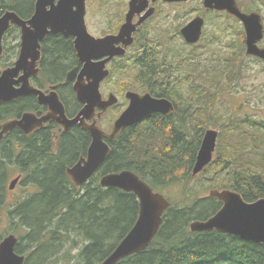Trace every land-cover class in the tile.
<instances>
[{"label":"trees","instance_id":"obj_1","mask_svg":"<svg viewBox=\"0 0 264 264\" xmlns=\"http://www.w3.org/2000/svg\"><path fill=\"white\" fill-rule=\"evenodd\" d=\"M101 1L88 3L102 7L105 3ZM34 2L0 0V6L1 11H13L27 20ZM240 9L257 10L242 5ZM239 35L244 49V33ZM18 37V28L11 26L2 42L1 70L10 67L16 58ZM42 44L43 65L38 79L50 84L62 82L74 62L72 40L51 36ZM141 44V40L136 42L137 47ZM144 50L145 55L138 57L136 52L130 62L125 59L114 66L108 80L118 73L121 91L149 92L168 99L174 112L167 116L153 114L123 129L112 142L107 141L110 154L87 184L75 187L65 172L86 155L90 144L89 134L79 127L61 133L57 125L50 123L28 135L15 128L0 142V214L9 192L6 180L12 174L13 162L24 175H20L21 186L35 190L15 202L8 213L25 231L18 240L26 241L31 251L24 264H54L57 259L65 264H100L129 232L139 213L133 193L103 188L100 178L130 171L156 192L188 183L193 179L192 168L203 134L210 125L219 128L216 156L199 175H212L208 181L214 182V188L234 191L245 202L264 198V125L229 116H219L223 122L218 126L210 124L209 107L219 101L220 94L193 89L184 95L175 70H164L156 52ZM190 59L195 61V55ZM68 98V93H61L66 113L72 115L78 104ZM192 102L196 107L192 108ZM32 107L30 99L0 104V124L18 119ZM188 199L186 195L184 202ZM220 207L219 201L209 197L195 198L191 206L182 208L170 203L152 243L118 264H264V244L216 231L190 232L192 221H204ZM22 251L18 243L15 252ZM58 252L62 254L53 260Z\"/></svg>","mask_w":264,"mask_h":264},{"label":"water","instance_id":"obj_2","mask_svg":"<svg viewBox=\"0 0 264 264\" xmlns=\"http://www.w3.org/2000/svg\"><path fill=\"white\" fill-rule=\"evenodd\" d=\"M149 0H131L125 23L118 35L95 38L89 34L85 23L86 0H36L34 14L28 20L21 19L15 12L6 10L0 15V55L2 39L11 26L19 29L20 44L18 57L11 67L0 73V104L8 103L20 97L35 95L40 105L47 106L49 112L38 118L31 113H24L19 119L10 120L0 125V142L10 131L17 128L24 134L41 128L44 123L54 122L64 131L79 126L90 135V144L85 157H81L74 165L66 168V174L72 183L79 187L87 183L89 178L101 167L110 154L107 141H113L125 128L132 127L153 114L170 115L174 108L170 101L153 97L149 93L139 94L126 92L128 100L126 109L114 121L109 133H105L93 119L95 109L100 115L117 103V98L109 94L103 100L100 84L108 76L106 64L114 57H122L125 48L133 42L132 34L136 26L132 24L135 13L147 7ZM152 3L156 0H150ZM164 2H180L185 0H163ZM206 9L225 11L242 23L245 33V54L264 62V48L258 43L263 39L261 16L256 12H242L236 0H203ZM152 10L140 18L141 25ZM203 19L194 18L182 30V35L189 45L196 44L201 37ZM61 34L65 38L72 37L74 50L82 69L77 74L73 69L66 74L65 82L73 84L76 100L83 108L72 119H68L64 107L56 93L45 95L29 85V78L37 74L35 62L39 59V42L48 35ZM117 47V45H119ZM21 86L17 88V85ZM88 121H92L88 123ZM218 131L207 129L204 132L196 160L192 168V176L203 171L212 161L216 149ZM20 177L9 185L13 190ZM103 188H116L133 193L138 201V217L113 251L100 264H118L123 259L145 250L156 237L164 213L170 202L162 194L154 191L147 183L130 171L110 173L100 178ZM209 198L221 203V208L204 221H192L189 230L192 233L216 231L221 234L235 236L243 241L264 244V198L248 203L240 194L231 190H211ZM17 238L9 234L0 241V264H24L25 258L15 252Z\"/></svg>","mask_w":264,"mask_h":264},{"label":"rangeland","instance_id":"obj_3","mask_svg":"<svg viewBox=\"0 0 264 264\" xmlns=\"http://www.w3.org/2000/svg\"><path fill=\"white\" fill-rule=\"evenodd\" d=\"M102 1L105 3L104 6L101 5L103 8L88 3L90 9L86 23L90 34L94 36L101 35L109 28L108 25L113 21H117L116 12L121 9L119 4L122 0ZM240 3L243 8L257 9L253 12L261 15L264 25V0H241ZM97 4H99L98 1ZM217 17L222 16L206 15L207 25L201 42L196 46H189L188 50L182 49L177 41L169 43L165 38H154V41L157 43L160 41L166 50L171 48L169 58L175 65V76L181 82L180 87L184 95L190 94L193 89L220 94L219 101L213 107H209L210 124L218 126L223 122L222 119L229 116L242 119L249 118L264 125V63L245 54V47L242 49V39L239 35L241 31L243 32L242 27L232 23L233 21L226 20L225 16L224 19H218ZM158 20L161 24L163 18ZM154 35L155 33L151 32V36ZM155 45L158 44L155 43ZM261 45L264 47V38ZM192 55H195V61L190 59ZM170 60L168 59V61ZM124 75L127 76L126 73ZM119 82V75L116 73L102 85L105 98L109 93H113L119 100L118 105L113 107L111 112L108 110L105 113V119L100 123L101 128L106 132L110 131L113 122L120 114V112H117V108L121 105L120 109L122 110L126 105L123 95L129 89L121 91L120 84L118 85ZM193 107H196L195 102H192ZM219 116H222V119H219ZM109 122H111L110 125ZM207 129L219 131V128L214 125H210ZM215 154L216 152H214L213 158L216 156ZM11 170H13L12 174L6 180L7 186L18 175L24 176L15 162H13ZM210 176L212 175L205 174L202 176L198 174L193 176V179L188 183L174 185L160 190L159 193L175 207L191 206L195 198H208L209 192L216 189L212 186L214 182L208 181ZM34 191L33 187H24L19 183L13 190L7 192L5 206L0 214V241L9 234L14 235L18 240L25 235V231L19 226L18 221L11 220L8 213L15 202L22 200ZM186 195L189 196V199L184 202ZM18 243L21 244L23 249V254L20 255L26 258V254L31 252L26 248V241L21 240ZM61 254L58 252L52 259L55 260ZM72 263L74 262L70 261L69 264ZM54 264L65 263L61 259H57Z\"/></svg>","mask_w":264,"mask_h":264},{"label":"flooded vegetation","instance_id":"obj_4","mask_svg":"<svg viewBox=\"0 0 264 264\" xmlns=\"http://www.w3.org/2000/svg\"><path fill=\"white\" fill-rule=\"evenodd\" d=\"M130 1L131 0H122V2L119 4L121 9H120L119 12H116L117 13L116 16H118L117 17V21H113L110 25H108L109 28L107 30H105V32H102L101 35L94 36V35L90 34V32L88 30L89 34L92 35L95 38H102V37H105V36H116V35H118L121 26L125 23L126 15H127L128 11H129V2ZM88 2H89V0L86 1L85 23L87 21L86 19H87V16L89 14V9H90L89 6H88ZM240 2H241V0H236V3L238 5V7H240V4H241ZM94 3H95V1H94ZM34 5H35V2H34ZM151 10L153 12L152 15L149 16L145 21H143V23L141 25H137L139 20H140V18H142L148 11H151ZM4 11H6V10H4ZM4 11L3 10L1 11V6H0V15ZM217 13H219L220 16H222V17H217L218 19L219 18L224 19V16L228 15L229 16L228 20H230V22L233 21L232 23H235L236 25H239L240 27H242V23L239 20H237L234 16L227 14L225 11H216V10H210V9L204 8L203 0H185V1H180V2H164L163 0H156L153 3L149 0L147 7H145V9L143 11H141L140 13H135L133 18H132V24L136 26V30L132 34V38H133L132 44L130 46H128L127 48H125V54L122 57H114L106 64V69L109 71V76H110V71H111V69L114 66L118 65L120 62L126 61L125 59H127V62L131 61L133 59V57L136 55V52L139 55L138 57L145 55L147 52H144L145 51L144 48L146 50H149L148 53H150L151 51H155L156 52V54L159 57V63L161 64V67L164 70H166V71L173 70L175 65L173 64V62H171V60L169 58L171 48L169 50H166V48L163 47V44L160 41H158V43L155 42L154 38H158V39L165 38V39H167V42L169 41V43L171 41H173V42L177 41L179 46H181L182 49L184 48V49L188 50L189 49V43H187L185 41V39H184V37L182 35V30L194 18L200 17V18L203 19L204 23H203V27H202V33H201L200 40L195 45H191L192 47L196 46L197 44H199L201 42L202 36H203V33H204V29H205V27L207 25L206 15L207 14H215L216 15ZM33 14H34V6H33L32 14L30 15V17L28 19H30L33 16ZM159 18H163V21H161V24L159 23V20H158ZM159 24H160V26H159ZM86 26H87V23H86ZM155 29H157V30H155ZM151 32L155 33V35L151 36ZM51 36H53V37L60 36L63 39L72 40V47H73V52H74V58H73L74 62H73L72 68L69 71H71L73 69H76L77 70V74H78L79 71L83 67V63H81L79 61V59H78V57L76 55V52L74 50V44H73V38L72 37L65 38L61 34L48 35L42 41L39 42V46H40L39 59L35 62V67H36L38 72H37V74L35 76L32 75L29 78V85L32 88L43 92L46 96L50 95L52 92L56 93L59 101L62 103V105L64 107V112H65L66 117L68 119H72L83 108L82 104H80L76 100V96H75V93L73 91V84L75 82V79L73 81H71V82H65V78H66V75H65V78H64V80L62 82L55 83V84H50L48 82H45V81H42V80L38 79L41 67L43 65V63H42L43 62V48H42L43 44L42 43L44 42V40L47 37H51ZM140 40L142 42L141 48L136 46V42L138 41V44H139ZM2 42H3V40H2ZM261 42L258 43V46L260 48H264L261 45ZM17 43H18V45L20 44V34H19ZM155 43L158 44V45L156 46ZM119 46H120V44L117 45V47H119ZM142 47H144V48H142ZM18 53H19V48H18ZM17 57H18V54H17L16 58L14 59L12 65L14 64L15 60L17 59ZM168 59L170 61H168ZM106 81H108V78L105 79L100 84V92H101L103 100H106L108 98V96L105 98L104 94L102 92V85ZM119 84L120 83H118V85ZM19 86H21V83H19L17 85V88H19ZM129 91L136 92V93H139V94L149 93V92H137V91H133V90H128L126 92H129ZM61 93L63 95L68 93V97H69L68 99L70 100V102L71 101L73 103L77 102L78 105H74L75 109H74V112H73L72 115H68L66 113L65 106H64V104H63V102L61 100ZM125 93H124L123 96H124V99L126 101V105H125V107L122 110L120 109L121 105L119 106L118 112H120V113H122L126 109V107L128 105V100L125 98ZM109 94H113V93H109ZM113 95L115 96V94H113ZM115 97L117 98V96H115ZM156 98H159V97H156ZM19 99L20 100L30 99L31 102L33 103L32 109L30 111H27V112H24V113H31V114L35 115L36 117L40 118V117L46 115L49 112V109H48L47 106H43V105H40L38 103L37 96H35V95H28V96L20 97V98H18L16 100H19ZM118 101L119 100L117 98V103L115 105L109 107L104 113H102V115H100V118L97 117V115L100 113V111L98 109H95L93 119H96V123L99 126H100V123L102 122L103 115L108 110H111V109H113V107L117 106L118 105ZM164 116H166V115H164ZM148 117H146V118H148ZM91 122L92 121H88V123H91ZM50 123H52V122L44 123V126H46V125H48ZM53 124H55V123H53ZM74 127H78V126H74ZM71 128H69V129H71ZM33 131H35V129ZM64 132L65 131L62 129L61 133H64ZM54 135H56V132H54ZM89 137H90V135H89ZM90 140H91V138H90Z\"/></svg>","mask_w":264,"mask_h":264},{"label":"bare ground","instance_id":"obj_5","mask_svg":"<svg viewBox=\"0 0 264 264\" xmlns=\"http://www.w3.org/2000/svg\"><path fill=\"white\" fill-rule=\"evenodd\" d=\"M45 240V239H44ZM57 254V253H56Z\"/></svg>","mask_w":264,"mask_h":264}]
</instances>
